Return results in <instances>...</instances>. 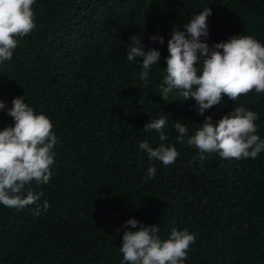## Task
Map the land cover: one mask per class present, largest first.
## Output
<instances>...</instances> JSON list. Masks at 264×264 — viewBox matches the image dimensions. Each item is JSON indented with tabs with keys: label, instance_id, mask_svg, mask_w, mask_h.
I'll return each instance as SVG.
<instances>
[{
	"label": "trees",
	"instance_id": "16d2710c",
	"mask_svg": "<svg viewBox=\"0 0 264 264\" xmlns=\"http://www.w3.org/2000/svg\"><path fill=\"white\" fill-rule=\"evenodd\" d=\"M206 7L212 15L202 42L210 48L243 35L264 44V0H36V28L0 64V131L14 126L7 111L17 97L51 120L52 177L31 184L50 207L36 216V205H0V264H123V234L139 230L124 227L129 219L159 225L162 240L174 227L195 234L184 264H264V152L201 161L173 127L184 123L191 136L206 117L216 123L242 105L258 114L264 139V94L223 96L201 116L194 99L173 90L163 100L160 92L171 33L186 31ZM133 36L161 54L146 81L142 58L126 59ZM161 115H169L166 141L143 131ZM144 140L153 149L174 146L179 156L168 166L150 160L139 149Z\"/></svg>",
	"mask_w": 264,
	"mask_h": 264
},
{
	"label": "clouds",
	"instance_id": "9594fccd",
	"mask_svg": "<svg viewBox=\"0 0 264 264\" xmlns=\"http://www.w3.org/2000/svg\"><path fill=\"white\" fill-rule=\"evenodd\" d=\"M35 2L0 0V64L12 59L18 38L28 36L36 28ZM211 15V9L206 7L183 26L186 31L173 30L167 45V75L160 86L163 100H167L173 90L179 92L182 100L194 99L201 116L219 105L223 96L235 102L253 91L264 94V44L243 35L215 43L210 48L202 38L207 40L209 37L207 19ZM131 39L133 45L127 50L126 59L142 58L140 79L146 81L152 67L160 61V51H145L141 41L135 36ZM150 40L164 43L163 37L158 35H153ZM5 107L0 101V110ZM7 115L13 119L14 126L0 131V205L17 210L36 205L34 215L39 216L41 209L46 211L50 205L47 200L39 204L43 192L35 193L31 184L33 181L37 185L49 183L54 165L53 149L58 138L51 120L44 114H37L24 97L13 99ZM168 116L161 115L148 122L143 131L155 130L159 140L166 141ZM258 118L256 112L241 105L216 123L206 117L191 136L184 123L174 122L173 127L179 134L177 142L196 147L201 161L207 159L205 154L212 153H218L222 159L254 160L264 152V139L256 134ZM139 149L145 151L150 160L156 159L165 166L174 163L179 156L174 146L161 143L153 149L148 140L141 142ZM155 172V167H150L147 176L153 178ZM124 227H139V230L123 234L119 248L123 264H184L196 239L187 229L174 227L168 238L162 240L159 225H140L136 219H129Z\"/></svg>",
	"mask_w": 264,
	"mask_h": 264
}]
</instances>
